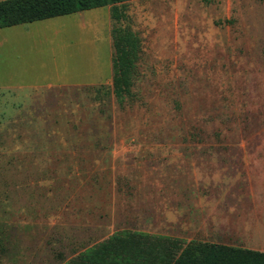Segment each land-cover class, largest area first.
Wrapping results in <instances>:
<instances>
[{
  "label": "rangeland",
  "instance_id": "obj_1",
  "mask_svg": "<svg viewBox=\"0 0 264 264\" xmlns=\"http://www.w3.org/2000/svg\"><path fill=\"white\" fill-rule=\"evenodd\" d=\"M125 5L112 28L139 50L122 102L113 71L93 73L101 23L63 21L72 85L0 58V264L94 245L264 252V0Z\"/></svg>",
  "mask_w": 264,
  "mask_h": 264
},
{
  "label": "trees",
  "instance_id": "obj_2",
  "mask_svg": "<svg viewBox=\"0 0 264 264\" xmlns=\"http://www.w3.org/2000/svg\"><path fill=\"white\" fill-rule=\"evenodd\" d=\"M127 0H0V28L110 5L112 20L125 15ZM112 85L122 102L133 83L139 42L131 29L112 28ZM123 240V238H121ZM94 245L63 264H264V252L224 245Z\"/></svg>",
  "mask_w": 264,
  "mask_h": 264
},
{
  "label": "crops",
  "instance_id": "obj_3",
  "mask_svg": "<svg viewBox=\"0 0 264 264\" xmlns=\"http://www.w3.org/2000/svg\"><path fill=\"white\" fill-rule=\"evenodd\" d=\"M84 18L102 24L100 30L93 28L92 35H95L96 37L94 38L96 39L98 37L102 42H107L108 51L105 53L104 58L102 55L98 57L99 59L97 58L93 73L94 75H99L104 72L105 76L103 78L105 79L112 72V18L110 7L107 5L1 27L0 58L2 61L4 58L7 60L8 55H11L16 61V64L25 66V71L32 70L40 62V66L51 67L49 71L57 75L55 83L48 84V86L72 85V78L68 76V70L66 68V49L68 47V41L70 40V32L63 25V21L71 20L78 27H83ZM18 39H23L26 42L25 48L13 45ZM69 47H72L71 41L69 42ZM10 59L13 60L12 58ZM18 61H21L23 64H20ZM2 89H6L8 92L12 90L10 87Z\"/></svg>",
  "mask_w": 264,
  "mask_h": 264
}]
</instances>
